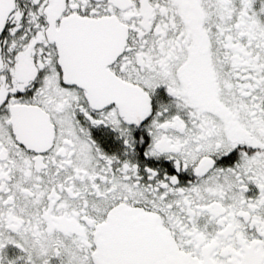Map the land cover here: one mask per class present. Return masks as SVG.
<instances>
[{
	"label": "snow or ice",
	"instance_id": "obj_1",
	"mask_svg": "<svg viewBox=\"0 0 264 264\" xmlns=\"http://www.w3.org/2000/svg\"><path fill=\"white\" fill-rule=\"evenodd\" d=\"M0 264H264V0H0Z\"/></svg>",
	"mask_w": 264,
	"mask_h": 264
}]
</instances>
